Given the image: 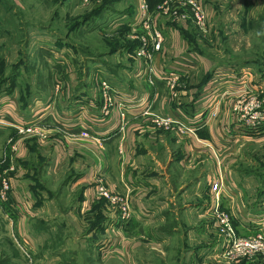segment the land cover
<instances>
[{
	"label": "crops",
	"instance_id": "1",
	"mask_svg": "<svg viewBox=\"0 0 264 264\" xmlns=\"http://www.w3.org/2000/svg\"><path fill=\"white\" fill-rule=\"evenodd\" d=\"M32 1L37 8L39 0ZM66 4L70 7L65 15L72 14L70 8H80L75 0H62L59 5L65 7ZM130 5L128 19L124 24L132 28L140 20L137 11L130 10ZM36 11L42 16L27 15L35 26L39 19L33 20V17L50 16V12L46 13L38 8ZM54 15L53 12L51 17ZM58 16L61 13L59 15L58 12ZM163 19H158V24L164 35L165 45L155 54L152 63L155 72L152 76L153 84L147 82V71L134 66L133 52L128 43L114 50L115 57L112 58L115 60L111 64L119 66L117 70L104 73V66L96 61L95 76L76 77L82 80V85L76 87L77 90L62 89L61 99L52 100L58 102L59 108L54 103L53 107L51 104L42 108H27L23 114L21 110L18 112L6 108L11 103H8L7 97L0 96V115L9 112L19 125L36 124L49 128L42 147L49 151V165L57 167L59 172L62 170V187L74 191L73 196H78L74 209L82 214V219L86 222L85 236L89 237L87 241H90L91 246L88 254L99 255L95 249L98 235H103L115 221L127 236L134 238L129 229L135 225L136 219L146 221L156 217L158 225L162 226L158 228V244L174 237L179 240L192 239L193 236L192 241H195L194 235L201 234V239L192 242L191 248L186 249L190 260H197L198 264H228L221 258L220 235L216 229H211L214 222L210 215L213 204L210 183L211 179L220 175L219 202L231 215L233 226L239 235L248 237L258 230L264 231V172L253 169L243 175L240 169L235 168L236 172L232 173L236 174V179H232L233 175L229 170V159L242 152L237 153L236 150L243 143L264 141V126L257 130H244L231 111L233 101L243 92L255 93L252 91L258 90L256 86L259 84L256 80L252 81L253 72L249 67L240 66L236 69L235 63H232L231 68H212L214 65L211 66L206 59L195 51L188 50L183 22L172 26ZM49 24L50 21L46 20L48 27ZM38 25H43V19ZM126 49L129 54L125 53ZM168 73L179 76L174 88L164 83L169 78ZM198 73L201 76H197ZM67 81L72 82L70 76H67ZM102 81L108 83L110 96L115 104L108 117L103 116ZM117 104L123 105L124 119L120 116ZM147 108L154 114L170 116L193 127L194 133L177 135L174 132L152 130L149 128V116H142ZM4 130L7 134L17 132L11 127L3 128ZM82 131L88 136H82ZM1 135L0 131V137ZM253 145L255 143L251 146ZM14 154L13 152L12 155ZM17 160L19 161V157ZM236 161L234 159L233 166ZM99 176H102L113 191L128 197L131 208L128 220H123L116 208L112 219L108 218L111 214L110 207L95 196L94 179ZM248 178L256 183L249 185ZM248 193L253 194L250 202L246 201ZM67 200L71 202L67 205L69 212H75L72 208L73 201L71 198ZM37 218L41 219L39 225L44 228L38 225L37 230H33L42 234L40 231L45 229L55 240L56 230L50 227L53 225L50 223L52 219L47 216ZM39 219L36 221L39 222ZM140 220L138 221L141 222ZM164 225L172 227L167 230L163 228ZM31 251L36 258L39 252ZM46 251L49 249H43L38 255L46 257L44 264H53L50 261L53 258L57 259L54 264L63 263L64 249L49 253ZM73 252H70V263L77 264ZM43 253L47 254L44 256ZM158 253L163 256L165 252L158 249ZM173 256L176 264L179 250L174 251ZM262 261L254 258L241 264H264Z\"/></svg>",
	"mask_w": 264,
	"mask_h": 264
},
{
	"label": "rangeland",
	"instance_id": "2",
	"mask_svg": "<svg viewBox=\"0 0 264 264\" xmlns=\"http://www.w3.org/2000/svg\"><path fill=\"white\" fill-rule=\"evenodd\" d=\"M165 1L159 0V5ZM199 1L206 11V23L198 28L189 21L183 22L186 30L184 39L188 50L195 51L197 55L210 62L211 66L214 65L212 68L216 70L219 67L221 69L230 67L232 63H235L236 69L240 66L251 68L252 81L256 80L259 84L256 86L258 90L254 89L252 92L262 98L264 105V0ZM61 2L62 0H39L37 8L46 13L50 12V16L33 17V20L39 19L38 24H41L43 19V25L36 23L35 26L27 15L42 14L36 11L32 0H0V96L7 97L8 103H11L10 108L6 106L9 110L18 112L21 110L23 113L27 108H42L51 104L53 107L54 103L59 108L58 102L52 100L61 99L62 89L77 90L76 87L82 85V80L76 77L95 76L96 61L104 66V73L109 74L110 71L117 70L119 66L111 64L115 60L112 58L115 57L114 50L130 42L136 43L132 51L134 66L139 69V66L144 64L143 59L136 57V50L140 45L139 37L145 32L140 22V26L136 23L132 28L124 24L128 19V5L131 4L130 10L137 11V17L142 23L141 6L145 2L148 15L151 17L150 23L155 22L157 27L159 5L154 12H150L146 0H75L80 8L75 10L70 8L72 14L65 15L70 6L68 4L65 7L60 6ZM53 12L55 15L51 17ZM58 12L61 16H58ZM46 20L50 21L51 26L46 25ZM163 20L171 22L172 26L178 25V22ZM164 45L153 53L152 63L155 54ZM118 53L116 57L119 56ZM125 53L129 54L127 49ZM126 60L129 61V58ZM67 76L71 77L72 82L67 81ZM197 76L201 74L198 73ZM147 82L149 83L148 78ZM239 98L232 102L231 109L236 121L237 114L234 109L242 108V100ZM3 128L9 127L0 125L2 132L0 180L4 179L7 182L9 195L13 196L14 200L12 206L15 209L11 207L9 211H4L0 206V264H44L47 261L46 257H38L43 249L57 252L60 248L65 250L61 264H71L72 251L77 264H174L173 254L178 250L179 258H176V264H198L197 260H190L186 249H190L191 243L199 241L202 235H194L195 241H192L193 236L192 239L168 238L160 245L158 228L162 226L158 225L156 217L146 221L138 219L141 222L136 219L135 225L129 229L134 238L127 236L125 230H121L115 221L105 232L99 231L103 235H98L96 244L94 243L96 253L99 255L88 254L91 246L90 241H87L89 237L85 236L86 222L82 219V214L74 209L78 196L77 194L73 196L74 191L62 187L64 181L61 176L62 170L60 173L57 167L49 165V151L42 147L49 128L38 125L30 132L8 134ZM149 128L183 135L175 129H156L151 126V120ZM254 143L255 145L251 146ZM254 143H243L244 145L236 150L237 153L242 152L229 159L231 173L239 169L243 175L253 169L264 172V141ZM232 152L234 154V151ZM16 156L19 157V161ZM214 157L216 158V155ZM234 159L237 161L233 166ZM232 175V179H236V174ZM240 179L243 180L244 177ZM254 183L256 181L248 178L249 185ZM118 195L129 203L128 197L119 193ZM213 195L212 207L215 203ZM67 198L73 201L72 208L75 212H69L67 205L71 202ZM252 198L253 194L248 193L246 201L250 202ZM105 204L110 207L111 214L108 218L112 219V215L116 213L115 208L106 201ZM217 209L225 211L230 216L237 237H250L241 236L236 232L231 215L220 202ZM210 215L214 222L211 229H216L219 233L212 209ZM45 216L52 219L50 223L53 225L50 227L56 230L55 240L45 229L40 231L42 234L34 231L41 220L37 217ZM42 226L39 225L40 228ZM171 227L163 226L167 230ZM219 235L222 245L223 235L222 233ZM158 249L165 252L163 256L158 253ZM31 250H34V253L39 252L36 258ZM221 258L228 264H241L254 258L261 259L264 263V259L259 256L237 261ZM50 261L54 264L57 259L53 258Z\"/></svg>",
	"mask_w": 264,
	"mask_h": 264
},
{
	"label": "built area",
	"instance_id": "3",
	"mask_svg": "<svg viewBox=\"0 0 264 264\" xmlns=\"http://www.w3.org/2000/svg\"><path fill=\"white\" fill-rule=\"evenodd\" d=\"M142 23L140 24L144 30L140 39V45L136 50V57L144 60V66H140L148 72L147 77L149 83L153 84L152 76L154 69L152 65V55L165 42L164 35L160 29V25L156 26L155 22L150 23V16L147 12L145 2L141 6ZM158 19L164 18L172 22L189 21L195 27L201 28L206 23V11L203 4L199 0H166L163 4L157 7ZM156 17V16H155ZM139 24V26H140ZM169 78L164 80V83L174 88L177 85L179 76L176 73H168ZM103 90L104 104L103 116L108 117L111 114L112 108L115 106L113 99L110 96V87L106 81L101 82ZM239 100H242V108L234 109L237 114V122L244 130H257L264 126V105L262 98L255 93H245L241 95ZM238 100V101H239ZM121 118L124 119L123 105L117 104ZM149 116L151 126L156 129H175L178 133H194V128L184 125L180 121H176L170 116H161L150 112L149 108L142 112V116ZM0 125L8 126L15 129L17 132L32 131L36 125H19L8 113L0 115ZM123 125H121V128ZM82 136L87 137L88 134L84 131L80 132ZM95 182L96 198H103L108 204L116 208L123 220H128L131 217V208L128 201L115 191L109 188L102 178L97 177ZM4 179L0 180V200L6 201L10 193L9 186L6 185ZM5 187V189H4ZM221 189V178L216 176L211 179L210 191L215 197V203L211 208L215 216V224L219 227V234L223 235V244L221 245V257L228 260H240L243 258H252L259 256L264 259V231L258 230L254 235L248 238L237 237L231 224L230 216L223 210L217 209L219 206V192Z\"/></svg>",
	"mask_w": 264,
	"mask_h": 264
},
{
	"label": "trees",
	"instance_id": "4",
	"mask_svg": "<svg viewBox=\"0 0 264 264\" xmlns=\"http://www.w3.org/2000/svg\"><path fill=\"white\" fill-rule=\"evenodd\" d=\"M146 2L148 4V8H149L150 12H154L156 6L159 5V3H160L159 0H146ZM170 24H172V23L170 22ZM125 45H127V44H125ZM135 46H136V43H134V42H130L129 45H128V47L131 48L130 51H133ZM100 200L104 201L103 198H100ZM11 203H12V199H11V196L9 194H8V198H7L6 201H1L0 200V206H1V208L4 211H9L10 210V208L12 207Z\"/></svg>",
	"mask_w": 264,
	"mask_h": 264
}]
</instances>
